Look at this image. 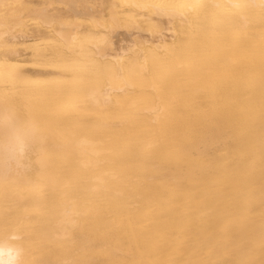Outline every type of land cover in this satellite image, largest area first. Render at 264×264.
<instances>
[{"label": "bare ground", "instance_id": "6f19581e", "mask_svg": "<svg viewBox=\"0 0 264 264\" xmlns=\"http://www.w3.org/2000/svg\"><path fill=\"white\" fill-rule=\"evenodd\" d=\"M37 2L0 0V258L264 264V0Z\"/></svg>", "mask_w": 264, "mask_h": 264}, {"label": "rangeland", "instance_id": "374dc122", "mask_svg": "<svg viewBox=\"0 0 264 264\" xmlns=\"http://www.w3.org/2000/svg\"><path fill=\"white\" fill-rule=\"evenodd\" d=\"M43 2H37L35 5H34V7H36V8H39V9H42V8H44L45 6H43V5H45L44 3L45 2H57L58 0H42ZM105 1H107V0H105ZM107 3V2H106ZM100 6L101 5H97V7L98 8H100ZM102 10V9H101ZM100 10V11H101ZM48 11H49V13L50 14H57V15H61V16H63V17H66V18H72V12L70 11V10H68V9H66V8H64V7H61V6H58L57 4L55 5H50L49 4V9H48ZM107 13V12H106ZM105 13V14H106ZM85 18L84 19H86L87 20V16H84ZM37 31H39V32H41V34H39V33H37ZM45 35V34H47V30L44 28V29H37V28H33V36L34 37H37L38 35ZM32 35V34H31ZM34 37H32L31 38V41H32V39L34 38ZM21 41H22V39H21ZM31 41H29V42H31ZM28 42V43H29ZM23 56H25V57H27V54H26V52H22L21 53Z\"/></svg>", "mask_w": 264, "mask_h": 264}, {"label": "clouds", "instance_id": "9594fccd", "mask_svg": "<svg viewBox=\"0 0 264 264\" xmlns=\"http://www.w3.org/2000/svg\"><path fill=\"white\" fill-rule=\"evenodd\" d=\"M0 256H2V254H0ZM0 264H11V261L0 258Z\"/></svg>", "mask_w": 264, "mask_h": 264}]
</instances>
